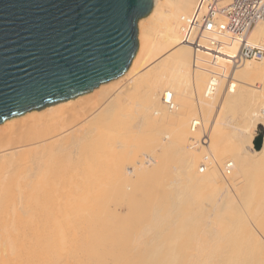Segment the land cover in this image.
Wrapping results in <instances>:
<instances>
[{"label": "bare ground", "instance_id": "bare-ground-1", "mask_svg": "<svg viewBox=\"0 0 264 264\" xmlns=\"http://www.w3.org/2000/svg\"><path fill=\"white\" fill-rule=\"evenodd\" d=\"M261 3L155 0L122 74L1 122L0 264H264Z\"/></svg>", "mask_w": 264, "mask_h": 264}, {"label": "water", "instance_id": "water-1", "mask_svg": "<svg viewBox=\"0 0 264 264\" xmlns=\"http://www.w3.org/2000/svg\"><path fill=\"white\" fill-rule=\"evenodd\" d=\"M155 0H0V123L117 77Z\"/></svg>", "mask_w": 264, "mask_h": 264}, {"label": "built area", "instance_id": "built-area-1", "mask_svg": "<svg viewBox=\"0 0 264 264\" xmlns=\"http://www.w3.org/2000/svg\"><path fill=\"white\" fill-rule=\"evenodd\" d=\"M262 0H234V4L230 8L231 15L233 16V20L236 19V22L233 24L234 26H237L240 19L244 18V16H249L254 11L258 12L262 9L263 3H261ZM214 9V3L209 4L208 14L212 13ZM209 16L206 19V25L212 27V22L209 20ZM256 50H260V48H255Z\"/></svg>", "mask_w": 264, "mask_h": 264}, {"label": "rangeland", "instance_id": "rangeland-1", "mask_svg": "<svg viewBox=\"0 0 264 264\" xmlns=\"http://www.w3.org/2000/svg\"><path fill=\"white\" fill-rule=\"evenodd\" d=\"M15 127H17V132H19L20 130L18 129L21 127V123L17 122V125ZM253 136L254 137L248 141L249 147L251 149L260 150L263 144V139H264V124L263 123H258L256 134H254Z\"/></svg>", "mask_w": 264, "mask_h": 264}, {"label": "snow or ice", "instance_id": "snow-or-ice-1", "mask_svg": "<svg viewBox=\"0 0 264 264\" xmlns=\"http://www.w3.org/2000/svg\"><path fill=\"white\" fill-rule=\"evenodd\" d=\"M257 146H259V145H257Z\"/></svg>", "mask_w": 264, "mask_h": 264}]
</instances>
